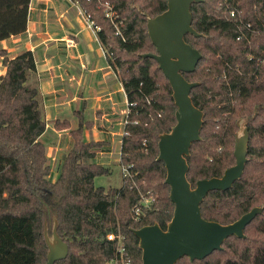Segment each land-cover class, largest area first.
Listing matches in <instances>:
<instances>
[{
    "label": "trees",
    "instance_id": "1",
    "mask_svg": "<svg viewBox=\"0 0 264 264\" xmlns=\"http://www.w3.org/2000/svg\"><path fill=\"white\" fill-rule=\"evenodd\" d=\"M30 1L0 0V55L6 63L0 77V264H45V220L51 224L55 216L69 244L67 256L55 264H105L116 250L106 236L111 226L125 233L132 264H141L142 249L132 227L158 221L166 228L175 207L165 163L156 158L160 133L176 123L177 106L158 60L143 55L157 52L145 12L155 16L168 0H76L98 27L106 59L128 97L120 164H129L133 175L110 187L95 182L111 168L94 159L105 141L85 139L84 126L93 122L83 117L76 127L68 119L55 122L57 129L70 128L74 142L63 155L58 177L50 178L51 157L43 138L47 121L39 89L28 81L37 68L34 52L8 57L1 43L27 29ZM191 10L192 24L202 34L188 32L185 39L203 56L193 71L183 73L199 81L191 96L205 112L201 139L193 142L188 156L193 186L235 162L237 120L243 118L248 127L241 176L227 189L210 190L201 203L205 218L227 223L264 204V0H204L194 2ZM143 196L154 200L145 205ZM136 204L141 205L138 216ZM244 234L226 237L221 248L202 259L185 255L176 264H264V206Z\"/></svg>",
    "mask_w": 264,
    "mask_h": 264
},
{
    "label": "water",
    "instance_id": "2",
    "mask_svg": "<svg viewBox=\"0 0 264 264\" xmlns=\"http://www.w3.org/2000/svg\"><path fill=\"white\" fill-rule=\"evenodd\" d=\"M201 1L204 0H168L167 8L155 16L145 12L148 31L157 52H145L143 55L156 58L169 78L177 106V121L170 130L160 133L156 158L165 163V181L170 185L174 212L166 228L158 221L132 227L142 249L141 264H176L185 255L191 259H202L221 248L226 237L232 234L243 237L245 225L264 206L254 205L227 223L207 219L201 210V203L210 190L229 188L243 172L249 138L248 127L242 125L243 118L237 120L233 149L235 162L221 175L198 179L195 186L188 178V156L193 142L201 139L205 112L191 96L192 88L199 81L188 80L183 73L193 71L203 54L185 39V35L188 32L197 36L202 34L192 24L191 10L194 2ZM58 227L56 216L51 233L45 221L44 235L49 248L45 264H55L57 259L65 258L69 252V244L59 234Z\"/></svg>",
    "mask_w": 264,
    "mask_h": 264
},
{
    "label": "crops",
    "instance_id": "3",
    "mask_svg": "<svg viewBox=\"0 0 264 264\" xmlns=\"http://www.w3.org/2000/svg\"><path fill=\"white\" fill-rule=\"evenodd\" d=\"M30 2H33V0ZM58 2L59 0L47 1L48 8L53 7L56 9L51 14L53 16L50 18V14L47 16V21H41L45 23L44 27L47 29L45 34L48 36L45 42L49 47L45 53L53 56L51 58L46 57L44 62L40 63L37 50L35 49L36 46L35 44L31 45V50L34 52L37 62L36 69L40 78L41 88L46 89L52 86V92L45 99L43 106L46 111V117L50 120L47 121L46 131L57 135L70 133L69 127L62 129L55 127V122L58 119H68L71 127H74L75 115L78 116V123H80L81 117L84 120H92L93 125L91 127L84 126V137L87 140L105 141L104 145L106 144V146L103 145L104 147L94 159L110 167V162L103 160V157H111L117 150L120 161L122 137L125 128L124 120L129 109L128 97L116 70L106 59L97 36L98 34L96 35V40L103 55L99 52L96 53L90 42L86 43L80 39V31H76V24L77 15H84L81 6L77 4L78 10H70L74 3L68 4L67 0H60L61 5H59ZM30 22L31 19L29 17L26 30L32 36L33 32L30 28ZM33 28L36 31H42L41 29H43H37L35 26ZM93 31L95 32V30ZM58 38L67 40L68 44V46L61 48V53L54 49V44ZM68 39H73L74 44L71 45ZM5 40V38L2 39L1 43ZM3 46L9 52L11 51L7 44ZM59 76H61L63 85L55 82V77ZM68 137L70 149L73 144V137L71 134ZM119 138L120 142L117 144ZM63 152L59 159L60 162L59 160L55 162V166H61ZM118 163L120 165V162Z\"/></svg>",
    "mask_w": 264,
    "mask_h": 264
},
{
    "label": "rangeland",
    "instance_id": "4",
    "mask_svg": "<svg viewBox=\"0 0 264 264\" xmlns=\"http://www.w3.org/2000/svg\"><path fill=\"white\" fill-rule=\"evenodd\" d=\"M47 1L48 0H33V2H30L29 17L31 19V22L29 24H31L30 28L33 32L32 36L29 35L27 30H25L21 33L14 34L13 36L12 35L8 36L7 38H5L6 40L4 42H2V45L7 44L8 48H11L10 49L11 51L9 52L8 57H12L13 55H16V54L20 53L21 51L26 50L28 48L32 49L31 48L32 44H35V46H36L35 49L37 50V53H38V56L40 59V63L44 62L46 57L51 58L53 56V55H47L45 53L48 50L49 45L45 42V40L48 37L47 34H45L47 29H45L46 27H44L45 23H42V22L47 21L46 19H47V16L49 14H50L49 18L51 16H53L51 14H53L55 12L56 8H53V7L48 8L47 7ZM62 1H66V0H62ZM67 1H68L67 2L68 4L74 3L73 6L70 8V10H72V9L78 10L77 4H79V3L76 0H67ZM58 4L61 5L60 0H59ZM64 7L67 8L66 6H64ZM107 8H108V5L106 6V9ZM82 10H83V8H82ZM83 12H84V10H83ZM84 16H86L87 19ZM114 18H115V12H114ZM34 26L37 29L38 28H43V29H41L42 31H40V30L36 31L33 28ZM78 30L80 31V39H82L86 43L90 42L92 44V46L95 48L96 53L99 52L101 55H103L101 52V49H99V44L96 40V35H97L96 32L98 30V27L95 26L94 22H92L90 20L89 16L85 12H84V15H81V14L77 15L76 31H78ZM93 30H95V32ZM98 39H99V37H98ZM54 45H55L54 49L58 50L59 53H61L62 47H66V45L68 46L67 40L59 39V38H58V40H56V43ZM102 48H103V52L105 54V49L103 46H102ZM5 70H6L5 60L3 59L2 56H0V77L2 74H4ZM55 78H56L55 82H58V83H60V85H63L61 76L55 77ZM28 81H29V83L36 85L38 87V89H39L38 96L40 99L43 114L45 116L46 121H50L46 117V111H45V108L43 106L45 104V99H47L49 97V94H51V92H52V86H50L49 88H46V89L41 88L40 78L37 75V69L35 71H30ZM52 96H54V95H52ZM78 124H79L78 123V116L75 115L73 125H74V127H76V126H78ZM242 125H244V120L242 122ZM69 134L70 133L64 134V135H57V134H53L49 131H45L43 134V138L46 141L48 154L51 157L50 162H51L52 172L50 174V178H52V179H56L58 177V174H59L58 172H60L59 169H61V166H55V162H58L62 152L64 151L63 152V155H64L70 147V143L68 140ZM73 142H74V138H73ZM119 142H120V138L117 140V144H119ZM104 146H106V144ZM103 160H105V161L107 160L110 162L111 172L97 175L95 177L96 184L97 185H104L106 187L120 186L122 184L123 173H122V169H121L122 168L121 164L119 165V163H118L120 161L118 159L117 150L114 153V155H112L111 157L104 156ZM59 162H60V160H59ZM45 221L48 222V220H45ZM53 223H54V217L52 219L51 224L48 222V228H49L50 233L52 232ZM44 228H45V226H44Z\"/></svg>",
    "mask_w": 264,
    "mask_h": 264
},
{
    "label": "built area",
    "instance_id": "5",
    "mask_svg": "<svg viewBox=\"0 0 264 264\" xmlns=\"http://www.w3.org/2000/svg\"><path fill=\"white\" fill-rule=\"evenodd\" d=\"M230 13L233 15L234 11H231ZM107 14L114 20V12L110 6H108V8H107ZM68 42L71 45L74 44L73 39H68ZM128 111H129V109H128ZM128 111H127V113H128ZM126 122H128V120L125 117L124 124H126ZM124 133H125V130H124ZM121 167H122L121 169H122L123 176L133 175L130 171V165L129 164H127V165L122 164ZM152 200H154V196H149V197L143 196V198L140 200V203L147 205ZM133 209H134V214L136 216H138L141 213V205L136 204ZM106 236L108 239L115 241L116 250H115V255L110 260L106 261L105 264H132V257L130 256V254L127 251L126 235L121 230V228L119 226L117 228H114L111 226L108 229Z\"/></svg>",
    "mask_w": 264,
    "mask_h": 264
}]
</instances>
